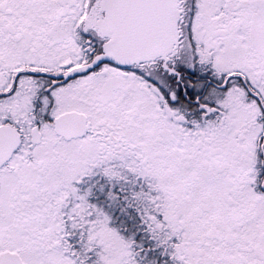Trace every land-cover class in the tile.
Instances as JSON below:
<instances>
[{
    "label": "snow or ice",
    "instance_id": "1",
    "mask_svg": "<svg viewBox=\"0 0 264 264\" xmlns=\"http://www.w3.org/2000/svg\"><path fill=\"white\" fill-rule=\"evenodd\" d=\"M0 264H264V0H0Z\"/></svg>",
    "mask_w": 264,
    "mask_h": 264
}]
</instances>
